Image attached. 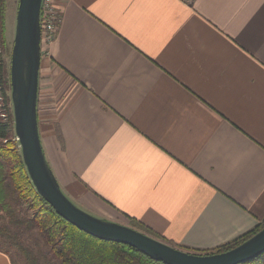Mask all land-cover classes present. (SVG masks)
Segmentation results:
<instances>
[{"label": "crops", "instance_id": "0c3cea01", "mask_svg": "<svg viewBox=\"0 0 264 264\" xmlns=\"http://www.w3.org/2000/svg\"><path fill=\"white\" fill-rule=\"evenodd\" d=\"M38 121L62 189L198 254L264 220V0H57ZM0 264H14L0 250Z\"/></svg>", "mask_w": 264, "mask_h": 264}, {"label": "trees", "instance_id": "16d2710c", "mask_svg": "<svg viewBox=\"0 0 264 264\" xmlns=\"http://www.w3.org/2000/svg\"><path fill=\"white\" fill-rule=\"evenodd\" d=\"M6 7L7 0H0V99L4 105L3 113L0 112V237L4 243H0V250L11 259L10 250H17L26 264H164L127 245L101 241L79 230L59 216L37 193L23 162L20 144L13 136L14 120L9 112L11 97L8 94L10 71L3 58L8 48ZM4 118H8L7 121ZM129 225L161 241L139 222L130 219ZM263 229L264 220L235 240L198 254L210 256L228 252ZM35 236L39 246L36 250L29 243ZM40 243L45 246L46 255ZM12 262L17 264L13 259ZM244 264H264V254Z\"/></svg>", "mask_w": 264, "mask_h": 264}, {"label": "water", "instance_id": "95a60500", "mask_svg": "<svg viewBox=\"0 0 264 264\" xmlns=\"http://www.w3.org/2000/svg\"><path fill=\"white\" fill-rule=\"evenodd\" d=\"M41 5L42 0H19L10 65L15 135L37 193L79 230L101 241L127 245L164 264H244L263 255L264 229L228 252L204 256L176 249L129 226L94 217L65 196L46 158L39 131Z\"/></svg>", "mask_w": 264, "mask_h": 264}, {"label": "rangeland", "instance_id": "374dc122", "mask_svg": "<svg viewBox=\"0 0 264 264\" xmlns=\"http://www.w3.org/2000/svg\"><path fill=\"white\" fill-rule=\"evenodd\" d=\"M18 4H19V0H7V7H6V27H7V32H6V35H7V43H8V48H7V52L6 53H3V58L5 60V64H6V69L7 71L9 72L10 71V65H11V54H12V49H13V44H14V39H15V32H16V18H17V11H18ZM9 96L11 97V90L8 92ZM0 96H1V88H0ZM4 105L0 99V112L3 113L2 111L4 110L3 109ZM8 110V108H7ZM9 112L11 113L12 117H13V120H14V115H13V106H12V101H11V105H9ZM3 117V116H2ZM5 117V116H4ZM8 119V118H7ZM6 118H4V120L7 121ZM13 136H16L15 135V128L13 130ZM45 153V152H44ZM47 158V157H46ZM62 192L65 194V196L74 204L76 205L78 208H80L81 210L83 211H86L85 209H83L81 206H79L73 199H71L68 194L65 192L64 189H62ZM89 213L90 215L94 216V217H97L95 216V214H92L91 212H87ZM99 218V217H97ZM100 219H103V218H100ZM103 220H106V219H103ZM106 221H109V220H106ZM113 222V221H111ZM117 223V222H115ZM119 224V223H118ZM123 225V224H122ZM130 227V225H129ZM37 236V235H36ZM34 237V240H32V238L30 239L29 243L31 242L32 243V248H34L35 250L37 248H39L38 244H36V240L35 238L37 237ZM0 243H4L3 239L1 240V237H0ZM40 245L44 248V251H43V254L46 255L47 253V250L45 248V246H43V244L40 243ZM7 247V246H6ZM10 254H11V257L14 261H16L17 264H26L24 258L19 254V252H17V250H10Z\"/></svg>", "mask_w": 264, "mask_h": 264}, {"label": "built area", "instance_id": "2783aa9c", "mask_svg": "<svg viewBox=\"0 0 264 264\" xmlns=\"http://www.w3.org/2000/svg\"><path fill=\"white\" fill-rule=\"evenodd\" d=\"M57 0H42L40 12L41 50L44 52L55 40L60 24Z\"/></svg>", "mask_w": 264, "mask_h": 264}]
</instances>
